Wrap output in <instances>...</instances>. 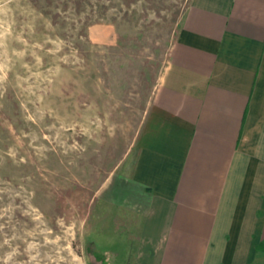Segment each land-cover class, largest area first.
Wrapping results in <instances>:
<instances>
[{
  "label": "rangeland",
  "instance_id": "obj_1",
  "mask_svg": "<svg viewBox=\"0 0 264 264\" xmlns=\"http://www.w3.org/2000/svg\"><path fill=\"white\" fill-rule=\"evenodd\" d=\"M190 1L0 0V264L133 263L109 192Z\"/></svg>",
  "mask_w": 264,
  "mask_h": 264
},
{
  "label": "crops",
  "instance_id": "obj_2",
  "mask_svg": "<svg viewBox=\"0 0 264 264\" xmlns=\"http://www.w3.org/2000/svg\"><path fill=\"white\" fill-rule=\"evenodd\" d=\"M109 32L90 37L111 41ZM109 195L142 214L131 220L139 223L132 264L256 263L264 241V0L190 1L130 172Z\"/></svg>",
  "mask_w": 264,
  "mask_h": 264
},
{
  "label": "trees",
  "instance_id": "obj_3",
  "mask_svg": "<svg viewBox=\"0 0 264 264\" xmlns=\"http://www.w3.org/2000/svg\"><path fill=\"white\" fill-rule=\"evenodd\" d=\"M258 252L260 253H264V241H262L259 245H258Z\"/></svg>",
  "mask_w": 264,
  "mask_h": 264
}]
</instances>
